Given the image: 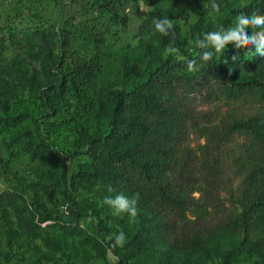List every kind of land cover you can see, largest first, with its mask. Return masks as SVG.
<instances>
[{"label":"rangeland","instance_id":"374dc122","mask_svg":"<svg viewBox=\"0 0 264 264\" xmlns=\"http://www.w3.org/2000/svg\"><path fill=\"white\" fill-rule=\"evenodd\" d=\"M261 1L264 7V0H122L114 16L102 0H0V36L7 39L0 62V195L11 202L0 204V264H264V211L248 205L255 192L245 182L259 162L249 159L243 136L227 133L233 121L254 116L256 106L226 99L213 82L186 94L180 153L201 190L194 204L204 213H188L178 236L208 233L202 242L167 241L158 217L138 201L135 218L120 213L110 201L134 196L103 186L108 162L90 151L95 140L118 151L137 140H104L109 94L130 88L157 56L180 59L203 47L218 48L222 57L244 32L264 33V17H236ZM94 58L103 76L93 106L58 91L66 71ZM237 76L263 78L264 70L242 67ZM38 133L58 159L17 152ZM261 156L257 150V161ZM256 203L264 210L263 197ZM245 209L248 227H233ZM121 233L113 251L109 243Z\"/></svg>","mask_w":264,"mask_h":264},{"label":"trees","instance_id":"16d2710c","mask_svg":"<svg viewBox=\"0 0 264 264\" xmlns=\"http://www.w3.org/2000/svg\"><path fill=\"white\" fill-rule=\"evenodd\" d=\"M111 6V13L118 16L122 0H102ZM247 4L238 9L236 17H264L261 3ZM7 39L0 36V62ZM218 48H197L192 53H182L180 59L169 55L155 57L144 70V75L130 88L109 94L113 103L110 131L105 141L128 142L137 140L127 151L112 150L99 140L91 142V155L103 157L108 169L102 178L103 186L115 191H127L159 219L163 237L172 243L189 245L192 241H203L208 235L193 237L178 236V229L187 219L188 213L200 217L203 206L194 204L193 194L201 192L193 173L189 170L187 157L180 153L186 136L187 114L184 102L186 94L201 83H212L226 99L254 105L257 113L247 119L233 121L227 129L230 136H243L248 143L249 159L259 162L247 174L245 182L255 194L247 202L262 212L259 197L264 198V77L241 79L237 76L242 67H257L264 70V33L244 32L235 40L233 48L222 57ZM2 70L0 68V74ZM103 76V64L97 58L75 65L59 79L58 91L84 99L93 106L98 97L95 88ZM105 96V94H102ZM17 152H38L58 159L46 140L38 133ZM262 153L257 161L256 151ZM11 152L13 154L17 152ZM17 154L15 155V157ZM20 156V154H19ZM13 158L6 160L9 167ZM78 178L89 179L83 173ZM255 202V203H254ZM254 203V204H253ZM0 204H11L7 194L0 195ZM247 205V206H248ZM197 209L196 212L193 209ZM249 211L233 223V227L244 226ZM263 215V213H262ZM194 224V223H193ZM232 229V225L230 224ZM117 238L109 243L115 251ZM229 264V263H228Z\"/></svg>","mask_w":264,"mask_h":264},{"label":"clouds","instance_id":"9594fccd","mask_svg":"<svg viewBox=\"0 0 264 264\" xmlns=\"http://www.w3.org/2000/svg\"><path fill=\"white\" fill-rule=\"evenodd\" d=\"M137 199H138V195L130 200L123 194H119L115 197L114 200H111L110 202L115 206H117L120 213H128L130 217L135 218L138 215V209L135 206ZM105 201H108V198H106ZM123 240H124V236L123 233H121L117 237V243L122 244Z\"/></svg>","mask_w":264,"mask_h":264}]
</instances>
